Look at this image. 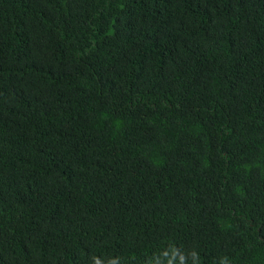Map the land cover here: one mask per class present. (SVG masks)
I'll return each instance as SVG.
<instances>
[{
  "label": "trees",
  "instance_id": "trees-1",
  "mask_svg": "<svg viewBox=\"0 0 264 264\" xmlns=\"http://www.w3.org/2000/svg\"><path fill=\"white\" fill-rule=\"evenodd\" d=\"M0 264H264V0H0Z\"/></svg>",
  "mask_w": 264,
  "mask_h": 264
}]
</instances>
